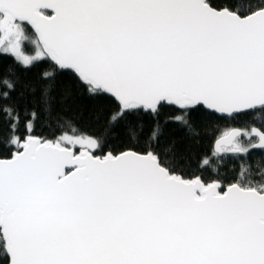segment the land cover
Returning <instances> with one entry per match:
<instances>
[{"label":"snow or ice","instance_id":"6c2138e0","mask_svg":"<svg viewBox=\"0 0 264 264\" xmlns=\"http://www.w3.org/2000/svg\"><path fill=\"white\" fill-rule=\"evenodd\" d=\"M0 264H264V0H0Z\"/></svg>","mask_w":264,"mask_h":264},{"label":"trees","instance_id":"16d2710c","mask_svg":"<svg viewBox=\"0 0 264 264\" xmlns=\"http://www.w3.org/2000/svg\"><path fill=\"white\" fill-rule=\"evenodd\" d=\"M28 52H31L30 48H26ZM12 63L10 59H4L3 64L6 67L8 64ZM35 71V70H33ZM33 73H29V76H32ZM64 89H71L72 94L64 101V104L58 105L56 113H61L62 109H67L66 112H63V115L66 116H77L83 114V119L80 121L81 125L85 127L88 131L95 130L99 125L97 124L96 118L99 117L100 123L103 122V119L107 116L110 111V103L107 98H101L98 100L89 99L86 94H82L80 90L75 87L74 80L68 76L61 77V83L59 85ZM232 126L228 122H221L219 127L221 129L225 127ZM172 126H169L166 130L171 132ZM39 133V128H38ZM44 134L47 133V129H44ZM211 143V140H205L204 146Z\"/></svg>","mask_w":264,"mask_h":264}]
</instances>
